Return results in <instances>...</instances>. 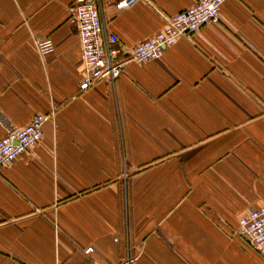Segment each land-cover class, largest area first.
<instances>
[{"label": "crops", "instance_id": "0c3cea01", "mask_svg": "<svg viewBox=\"0 0 264 264\" xmlns=\"http://www.w3.org/2000/svg\"><path fill=\"white\" fill-rule=\"evenodd\" d=\"M74 1L0 0V138L50 117L0 165V264H264L238 224L264 204V0L85 91ZM197 1L99 10L131 49Z\"/></svg>", "mask_w": 264, "mask_h": 264}, {"label": "built area", "instance_id": "2783aa9c", "mask_svg": "<svg viewBox=\"0 0 264 264\" xmlns=\"http://www.w3.org/2000/svg\"><path fill=\"white\" fill-rule=\"evenodd\" d=\"M138 0H116L118 9H128ZM225 0H198L166 19L165 26L151 37L137 43L131 49L117 46L118 39L103 26L99 0H75L70 15L78 28L81 50L82 76L79 89L85 91L98 80L113 82L130 61L146 63L162 57L165 49L173 45L184 32H196L208 24L218 23L221 5ZM41 55L53 51L48 39L35 41ZM49 115L36 113L23 127L12 128L0 138V165H6L36 145L42 137V126ZM241 235L248 245L264 257V204L242 215L238 221ZM91 246L83 252L88 255ZM87 264H101L90 260Z\"/></svg>", "mask_w": 264, "mask_h": 264}]
</instances>
